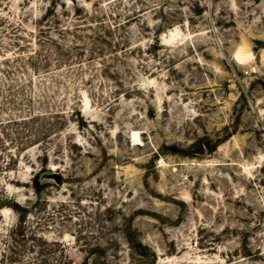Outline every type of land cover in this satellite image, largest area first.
Segmentation results:
<instances>
[{"label":"rangeland","instance_id":"obj_1","mask_svg":"<svg viewBox=\"0 0 264 264\" xmlns=\"http://www.w3.org/2000/svg\"><path fill=\"white\" fill-rule=\"evenodd\" d=\"M0 264H264V0H0Z\"/></svg>","mask_w":264,"mask_h":264}]
</instances>
